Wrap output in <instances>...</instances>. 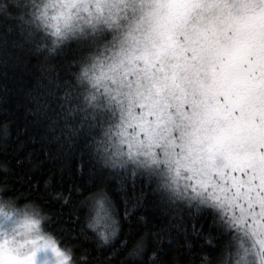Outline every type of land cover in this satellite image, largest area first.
I'll use <instances>...</instances> for the list:
<instances>
[{"label":"clouds","instance_id":"clouds-1","mask_svg":"<svg viewBox=\"0 0 264 264\" xmlns=\"http://www.w3.org/2000/svg\"><path fill=\"white\" fill-rule=\"evenodd\" d=\"M0 264H264V0H0Z\"/></svg>","mask_w":264,"mask_h":264}]
</instances>
